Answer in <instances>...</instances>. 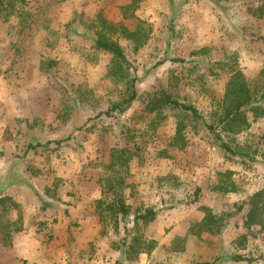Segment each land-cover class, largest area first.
Segmentation results:
<instances>
[{
    "label": "rangeland",
    "instance_id": "1",
    "mask_svg": "<svg viewBox=\"0 0 264 264\" xmlns=\"http://www.w3.org/2000/svg\"><path fill=\"white\" fill-rule=\"evenodd\" d=\"M131 2L4 0L0 264H264V228L246 225L264 191V101L243 109L240 131L217 125L236 67L264 91V0ZM133 78L138 97L113 110ZM162 91L223 141L181 109L146 112ZM149 208L154 221L135 220Z\"/></svg>",
    "mask_w": 264,
    "mask_h": 264
},
{
    "label": "trees",
    "instance_id": "2",
    "mask_svg": "<svg viewBox=\"0 0 264 264\" xmlns=\"http://www.w3.org/2000/svg\"><path fill=\"white\" fill-rule=\"evenodd\" d=\"M4 0H0V13L2 10ZM138 0H132L130 5L127 8H131L135 10L137 8ZM255 13L259 17L264 16V8L258 7L255 9ZM124 29V28H123ZM127 38L132 39L136 43V48H140L147 41V35L144 34V39L139 35L142 31L139 29L134 32L126 31ZM96 47L105 51L110 52L114 58L120 64H129L127 56L123 50V48L117 43L110 41L104 37H99L96 41ZM179 62H183V60H176ZM136 80L133 78L130 84V95L127 99L123 101L121 105H116L113 110H123V106L129 105L138 97L137 88H136ZM260 101H264V91H259L257 89H251L249 82L246 80L244 74L235 68L230 81L228 82L227 92L222 102L221 112L219 113L218 126L223 127L222 131L230 132V131H240L241 126L247 125V120H244L243 123V109L248 106H254ZM175 108L181 109L187 113H189L193 118L197 120H201L205 122V126L207 129L213 133L218 140L223 141L220 133L217 132L218 126L214 125V123H208L205 121L204 117L200 114L199 110L191 104L182 102L178 99H175L171 94L166 91L158 92L154 97L146 105V112L148 113H158L164 108ZM223 148L228 152H233V150L229 147L228 144L223 142ZM234 153V152H233ZM114 163V159H113ZM264 197V191H261L254 195L251 200V208L247 214L246 225L252 227L253 225H260L264 228V204L261 205V200ZM11 200L10 198L4 197L0 199V203L5 204L7 201ZM117 206V207H115ZM111 205V207L115 208L118 213H121L123 218L128 216L129 211L123 200H119L117 205ZM158 216V212L155 209H147L143 212H139L135 216L136 221L142 220L145 224H148L156 219ZM209 230V229H208ZM200 236V234H198ZM153 243V248H156L157 243L151 241ZM129 247L134 248V244ZM145 249L140 251L143 253ZM146 252V251H145ZM150 252V251H148ZM236 260L246 261L249 264H253L254 260L248 257H235ZM160 264H171V263H160ZM202 264V263H196ZM205 264H216L214 263H205Z\"/></svg>",
    "mask_w": 264,
    "mask_h": 264
},
{
    "label": "crops",
    "instance_id": "3",
    "mask_svg": "<svg viewBox=\"0 0 264 264\" xmlns=\"http://www.w3.org/2000/svg\"><path fill=\"white\" fill-rule=\"evenodd\" d=\"M154 255H155V253H154ZM146 257H147V255H145ZM144 254L141 256V262H143V260H144ZM148 258V257H147ZM164 263V262H163ZM10 264H15V263H10Z\"/></svg>",
    "mask_w": 264,
    "mask_h": 264
}]
</instances>
